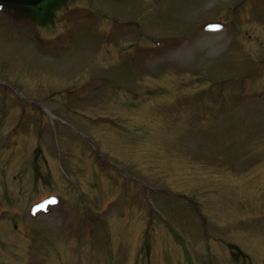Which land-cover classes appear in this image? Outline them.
<instances>
[{"label":"rangeland","instance_id":"1","mask_svg":"<svg viewBox=\"0 0 264 264\" xmlns=\"http://www.w3.org/2000/svg\"><path fill=\"white\" fill-rule=\"evenodd\" d=\"M41 7H0V264H264V0Z\"/></svg>","mask_w":264,"mask_h":264},{"label":"flooded vegetation","instance_id":"2","mask_svg":"<svg viewBox=\"0 0 264 264\" xmlns=\"http://www.w3.org/2000/svg\"><path fill=\"white\" fill-rule=\"evenodd\" d=\"M46 0H43L42 2H40L39 4H37L36 6H18V7H12L10 5H5L4 7L9 8L10 10H14V11H19V10H26L28 11V14L31 18L34 17L35 14L38 13L39 8L41 7V4L43 2H45Z\"/></svg>","mask_w":264,"mask_h":264},{"label":"water","instance_id":"3","mask_svg":"<svg viewBox=\"0 0 264 264\" xmlns=\"http://www.w3.org/2000/svg\"><path fill=\"white\" fill-rule=\"evenodd\" d=\"M42 0H0L1 4L10 3L13 5H36Z\"/></svg>","mask_w":264,"mask_h":264}]
</instances>
